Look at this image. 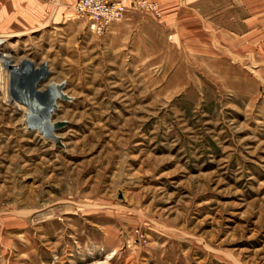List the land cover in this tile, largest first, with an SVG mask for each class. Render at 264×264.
Here are the masks:
<instances>
[{"label": "rangeland", "instance_id": "rangeland-1", "mask_svg": "<svg viewBox=\"0 0 264 264\" xmlns=\"http://www.w3.org/2000/svg\"><path fill=\"white\" fill-rule=\"evenodd\" d=\"M62 14L1 35L0 264H264V53L113 47ZM129 14L163 16L113 23ZM52 82L72 97L53 114L63 146L33 129Z\"/></svg>", "mask_w": 264, "mask_h": 264}, {"label": "crops", "instance_id": "crops-1", "mask_svg": "<svg viewBox=\"0 0 264 264\" xmlns=\"http://www.w3.org/2000/svg\"><path fill=\"white\" fill-rule=\"evenodd\" d=\"M162 9L160 20L142 15L127 17L121 25L142 30L122 31L113 23L104 32L110 45L116 40H134L136 48L148 47L151 39H167L186 55L228 56L236 63H253L255 54L264 53V0H150ZM77 0H0L1 35H18L48 23L63 20L67 8ZM132 14V13H131ZM140 16V17H139ZM140 18V20L138 19ZM150 23L151 29L143 30ZM164 30L159 31L157 28ZM136 40V41H135ZM258 40L263 42L257 44ZM257 49V50H256ZM147 52V51H146Z\"/></svg>", "mask_w": 264, "mask_h": 264}, {"label": "built area", "instance_id": "built-area-1", "mask_svg": "<svg viewBox=\"0 0 264 264\" xmlns=\"http://www.w3.org/2000/svg\"><path fill=\"white\" fill-rule=\"evenodd\" d=\"M75 15L88 21L93 32L103 34L116 20L125 17L130 9H140L161 18L162 10L156 2L150 0H77L73 6ZM6 39L0 38V58L8 50Z\"/></svg>", "mask_w": 264, "mask_h": 264}, {"label": "bare ground", "instance_id": "bare-ground-1", "mask_svg": "<svg viewBox=\"0 0 264 264\" xmlns=\"http://www.w3.org/2000/svg\"><path fill=\"white\" fill-rule=\"evenodd\" d=\"M5 67L7 69H12V67L15 66L14 64V57L13 55L9 54V53H4V55H2V57L0 58V67ZM38 69V68H37ZM39 74H37V79L35 82V85H33L32 89H34L36 92H41V89H36L39 87V83L40 81H42V79L44 77L47 76L46 71H42V70H38ZM42 78V79H41ZM63 82H52L48 85V92L53 91L49 97V100H47L46 103L47 105H45V109L44 111V116L40 119V121L35 125V127H33V129H37L38 131L42 132V133H47L46 137L54 140L55 142H57L58 137H61V135H58L55 131H56V123L58 121H62V120H58V121H54L53 120V114L55 113V109H58V101L64 100V96L67 95L69 98H72L69 96V94L63 89ZM33 90V91H34ZM50 94V93H49ZM13 96H15V94H12ZM12 96V98H6L7 101H11L14 97ZM19 102V101H18ZM18 105H20L21 107H23L24 109L26 108L25 105L29 106L28 108H32V106H30L28 103L26 102H19ZM42 114V113H41ZM32 128V126H31ZM51 132L48 133V130H51ZM63 143V141H62Z\"/></svg>", "mask_w": 264, "mask_h": 264}, {"label": "water", "instance_id": "water-1", "mask_svg": "<svg viewBox=\"0 0 264 264\" xmlns=\"http://www.w3.org/2000/svg\"><path fill=\"white\" fill-rule=\"evenodd\" d=\"M64 99H69V97L67 96V95H65L64 96ZM65 123H66V121H58L57 123H56V128L58 129V128H61V127H63L64 125H65ZM57 143H58V145H60V146H63L64 144L62 143V139H61V137H58V139H57Z\"/></svg>", "mask_w": 264, "mask_h": 264}]
</instances>
